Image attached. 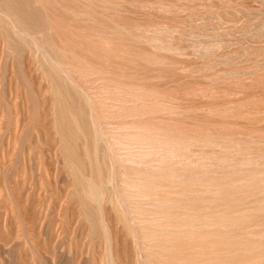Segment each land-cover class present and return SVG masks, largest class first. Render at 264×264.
<instances>
[{"label":"bare ground","instance_id":"bare-ground-1","mask_svg":"<svg viewBox=\"0 0 264 264\" xmlns=\"http://www.w3.org/2000/svg\"><path fill=\"white\" fill-rule=\"evenodd\" d=\"M129 1L0 0L6 48L17 60L30 53L52 97L53 129L35 137L29 171L36 192L43 170L60 192L45 194L42 216L34 211L33 263L264 264L260 131L159 125L147 115L158 104L153 89L148 98L132 87L142 69L180 55L172 34L193 41L201 28L203 50L213 53L226 37L243 57L206 55L198 69L218 62L224 78L256 73L264 67V0H254L256 9L217 1L218 11L192 16L188 28L179 20L162 30L124 15ZM248 57L257 68L245 70ZM107 117L115 132L104 131Z\"/></svg>","mask_w":264,"mask_h":264},{"label":"rangeland","instance_id":"rangeland-1","mask_svg":"<svg viewBox=\"0 0 264 264\" xmlns=\"http://www.w3.org/2000/svg\"><path fill=\"white\" fill-rule=\"evenodd\" d=\"M217 1L237 5V7L244 6L256 9L257 6L254 0H240L241 3H235L236 5L232 3V0H130L129 8L121 12L140 27L146 29L149 26L151 29L162 30L169 23L171 25V23L179 20L186 26L185 22L187 25L190 24L192 16L206 10L218 11L220 4ZM233 5L232 7H234ZM5 26L6 24L0 21V55L3 54L0 56V264H34L31 248H29L31 244L28 245L29 240H32L34 235V214L39 209L37 214L42 216L43 208L40 206L44 207L45 202L43 203V201H46L47 197L45 194L51 192L58 194L60 192V188L53 186L44 170L39 182L41 188L38 187L36 192L29 171L35 137L39 134L42 136L49 135L53 129L50 114L52 97L48 92V80L44 79L39 69H36L37 64L32 61L30 53L24 50L21 54L22 58L17 60V57L15 59L13 56L14 53L12 55L11 50L9 52V49L6 48V37L8 36L6 28L8 29V27L5 28ZM160 26H163L162 29ZM149 27L147 29H150ZM188 27L189 25L184 28ZM199 31L201 34L195 33L194 38H192L197 41L182 39L183 37L178 34L174 33L175 36L172 34L173 36L171 35L168 40L174 42L173 47L180 46H178L179 50L177 51L180 55L168 59L170 61L166 60L167 63L164 61L160 66L151 67L155 71L148 68L149 70L142 69L141 73L137 74L140 77L136 76L138 80H134L136 86L133 85V89L145 94L146 97L153 89L152 96L150 94L148 98L151 96L158 103L154 109L157 110L160 106L156 113H154L156 110L151 108L150 110L153 112L150 111L151 114H147L148 118L157 124L159 122L156 121H160L159 125H164L167 122L166 125L168 126L180 127L179 129L187 128V130L193 129L194 131L205 132V130L216 127H224L230 130L258 129L260 136L264 137V121H259L264 117V67L259 66L260 70H257L256 73L234 79L231 77L224 78L220 72V74L217 72V70L220 71L225 67L223 64L219 65L218 62L213 67L211 65L207 66L208 68L199 66L201 68L198 69L197 63L207 62L210 58L215 59L216 56L230 54L236 59L235 62H241L240 59L243 57V53L240 52V44L235 40L230 41L226 37L224 39L227 41L215 42V44H220L211 51L213 53L215 51L214 54L210 51L206 52L199 43H201L200 39L205 38L204 35L208 31L205 28H201ZM223 43L225 46L222 45ZM191 44H195V47ZM243 46L246 48L247 44L244 43ZM5 51L9 52H6L7 56ZM206 55L209 58L207 60ZM238 57L239 59H237ZM196 58L200 59L196 60ZM203 58L205 59L203 60ZM244 60H248L247 62L242 61L245 63H243L245 70L252 69L253 66L257 68L255 57H248ZM173 63L174 65H172ZM194 63L196 65H193ZM168 64L171 65L168 66ZM187 68L190 70L187 71ZM141 78L145 81L140 80ZM140 83L141 85H137ZM142 86L144 88H141ZM140 88L141 90L146 88L145 91L147 92L139 90ZM96 104L95 102L94 106L97 108L101 105L99 102ZM161 107L164 109L162 112ZM98 109L100 110V108ZM107 118L109 120L105 119L108 120V123L104 119L103 127L106 128L104 131L107 130L109 133L108 131L112 132L111 129L114 127L116 129V123L114 124V118ZM113 132H115L114 129ZM38 203L39 205L36 206ZM84 229H87L85 224L83 231ZM20 232L21 234H19ZM18 235L23 236L19 237ZM17 242H21V244Z\"/></svg>","mask_w":264,"mask_h":264}]
</instances>
